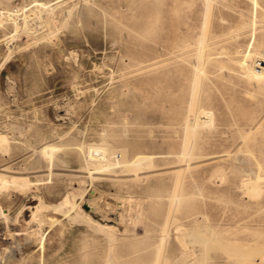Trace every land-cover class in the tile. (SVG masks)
<instances>
[{
	"label": "rangeland",
	"instance_id": "obj_1",
	"mask_svg": "<svg viewBox=\"0 0 264 264\" xmlns=\"http://www.w3.org/2000/svg\"><path fill=\"white\" fill-rule=\"evenodd\" d=\"M259 49L264 0H0V171L23 174L0 187V264H264V83L242 64Z\"/></svg>",
	"mask_w": 264,
	"mask_h": 264
},
{
	"label": "bare ground",
	"instance_id": "obj_2",
	"mask_svg": "<svg viewBox=\"0 0 264 264\" xmlns=\"http://www.w3.org/2000/svg\"><path fill=\"white\" fill-rule=\"evenodd\" d=\"M24 5V4H23ZM28 16V15H27ZM208 16V15H207ZM206 24V23H205ZM25 25H26V23H25ZM208 24H206V26H207ZM26 29L28 30V32H29V37H28V40L26 41V42H28V44L27 45H29L30 43H32V41H33V37H34V35L38 32V29H39V27H36L35 26V29L32 27V24L31 25H29V26H26ZM204 34V33H203ZM16 35V34H15ZM203 40V42H204V39L205 38H202ZM206 41V40H205ZM200 45V44H199ZM206 46H204V48H205ZM201 50V49H200ZM199 50V51H200ZM205 50V49H204ZM202 52H204L203 51V49L201 50ZM200 51V54L202 53ZM263 51H264V49H263ZM259 52H261L260 51V49H259ZM204 54V53H203ZM257 60H256V64L258 65V62H259V67H256V68H252V69H250V66L248 65V63L247 62H245V61H243V66L247 69V71H248V73H249V76L251 77V78H253V79H256V80H258V81H261V82H263L264 83V52H261V53H257ZM201 57H202V54H201ZM210 58V57H209ZM201 60V59H200ZM202 62V61H201ZM202 66H203V64H202ZM198 67V66H197ZM202 68H200V70H201ZM202 73V72H201ZM198 77V76H197ZM201 78V77H200ZM197 104V103H196ZM195 104V105H196ZM192 106V105H191ZM192 108V107H191ZM192 111V110H191ZM10 135H8L7 134V132H3V131H0V147L1 148H3V149H5V150H7V149H9V139H10V137H9ZM11 140V139H10ZM13 140V139H12ZM8 147V148H7ZM61 146L59 145V144H47V145H45L44 147H43V151H44V153H47V154H49V153H54V151L56 150V149H58V148H60ZM5 152V151H4ZM7 152V151H6ZM23 177V174H19V173H17V174H9V173H7L6 171H0V187H5V186H7V185H13V186H16L17 188L20 186V184L18 183V180L19 179H21ZM242 183H243V186L246 188V189H248V190H251L253 193H255V195H256V193H259V183H258V179H255V178H252V177H244L243 178V181H242ZM240 187H242L241 185H240ZM5 188H7V187H5ZM242 189V188H241ZM244 189V188H243ZM64 202H67V204H68V206L70 207V209L73 207V196H72V194H71V192H68L67 194H65V196L63 197V199H62ZM23 202V201H22ZM102 202H103V195H102V192H100V190H97V189H95V188H92L91 190H90V192H89V196H88V201H87V206H88V209L89 210H92V211H94V212H98L99 211V209H102L104 206L102 205ZM24 204V203H23ZM23 204H21L22 206H23ZM45 205H47V206H49L50 204L49 203H45ZM36 207H35V209H31V212L28 214L30 217H29V219L27 220V221H30V220H36L37 222V224L39 223V224H42L43 222H45L46 220H48V217H46V214H44L41 210H42V207L44 206L43 205V203H42V201H40L38 204H36L35 205ZM24 207H27V206H24ZM9 210V209H8ZM89 210H86V212L90 215V217L93 219V220H96V221H100V220H98L97 218H95L91 213H90V211ZM19 211V210H18ZM17 211V212H18ZM24 211V209H23V207H22V210H21V212H23ZM11 213V212H10ZM24 213V212H23ZM8 214V211H6V209L4 208V206L0 203V219H1V217H5L6 215ZM18 214V213H17ZM21 215H22V213H20ZM3 215V216H2ZM14 215V214H13ZM136 215V214H135ZM15 217V216H14ZM18 217H19V215H17L16 217H15V219L17 220L18 219ZM24 218V217H23ZM7 219V218H6ZM5 220V219H4ZM24 220V219H23ZM8 221V220H7ZM25 221V220H24ZM11 222H13V220H11ZM13 224V223H12ZM28 224V223H27ZM30 224V223H29ZM103 224V227H107V226H110L109 224H111V223H109V222H105V223H102ZM35 225V224H34ZM7 226V225H6ZM33 225H31V227H32ZM39 226V225H38ZM42 226V225H41ZM35 227V226H34ZM34 227H32V228H34ZM103 227H101V228H98V230L100 229H102V230H104V228ZM105 227V228H106ZM177 229L179 230L178 231V235L177 236H179V234L180 233H182V232H184L185 230H186V227H185V225L183 224V223H181V224H178L177 226ZM28 228V227H27ZM39 228H40V226H39ZM42 228V227H41ZM40 228V229H41ZM206 228V229H205ZM21 229V228H20ZM26 229V228H25ZM29 230L31 229L30 227L28 228ZM40 229H37L36 231H35V234H36V238H38V241L40 242V244H41V246H43L44 245V235H45V233H44V230H40ZM204 229L205 230H207L206 232H207V234H212V235H214V236H212V237H215V238H217V240H219V241H221L222 243H224L225 245H233V246H235L236 248H240V249H243L244 251H247V252H249L250 251V253L252 254H255L256 255V252L258 251L257 250V248L258 249H260L259 248V246L258 247H255V244L254 245H251V244H249V243H237V241L235 242V241H227V240H222L221 239V235L219 234V232L217 231V230H215L214 229V227H211L210 228V230L208 229V227L206 226V227H204ZM106 230H108L107 228H106ZM105 230V233L107 232L108 234H109V232H111L110 230H108V231H106ZM205 230H202V231H205ZM19 232H20V230H18ZM18 231H16V233H18L19 234V232ZM24 231V230H23ZM25 231H27V234H28V232H30V231H28V230H25ZM22 232V231H21ZM8 233V232H7ZM22 233H24V232H22ZM106 233V234H107ZM205 233V232H204ZM4 234V233H3ZM207 234H203V236L204 237H206V235ZM6 236H7V234H5ZM29 235H31L30 233H29ZM110 235V234H109ZM33 236H34V234H33ZM110 238H113L112 237V235H110L109 236ZM108 237V238H109ZM5 238H7V237H5L4 236V239ZM23 238H24V236H23ZM34 238V237H33ZM109 238V239H110ZM185 238V237H184ZM214 238V239H215ZM26 239H27V237H26ZM216 240V239H215ZM21 241V240H20ZM26 240H24V242H25ZM31 241V240H30ZM110 241V243H111V241L113 242L114 241V239L113 240H109ZM181 242V241H180ZM218 242V241H217ZM18 243V242H17ZM16 243V244H17ZM22 243V242H21ZM28 243H30V242H28ZM110 243H109V245H110ZM220 243V242H219ZM228 243V244H227ZM12 244V243H11ZM10 244V245H11ZM113 244V243H112ZM112 244L110 245L111 247H112ZM221 244V243H220ZM3 245V244H2ZM7 245H8V243H7ZM23 245V244H22ZM161 245V244H160ZM258 245V244H257ZM9 246V245H8ZM12 246H14V243L12 244ZM109 246V249H112L111 247ZM10 247V246H9ZM11 248V247H10ZM14 248H16V247H14ZM21 249V246H18V250H20ZM227 249V248H226ZM254 249H256L257 251H253ZM7 250H9V249H7V247L6 246H1V242H0V262H1V260H6V258H10V256H12L13 254H15V252L13 251V253H11L12 252V250H11V252L10 251H8L9 252V254H7L8 252H7ZM189 250V249H188ZM228 250H229V248H228ZM231 250V249H230ZM229 250V251H230ZM232 250H233V248H232ZM231 250V251H232ZM237 250V249H236ZM251 250L253 251V252H251ZM262 250V249H261ZM259 250L260 252H262V251H264V250ZM17 251V250H16ZM132 251L133 250H129L128 251V254H130V253H132ZM234 251V250H233ZM243 251V252H244ZM112 252H114V251H108L107 252V254L108 255H106L107 256V258H106V262H105V264H132V263H134V262H128V261H126V260H123V261H121V262H118V260H117V258H116V256L114 255V253H112ZM236 252H238V251H236ZM240 252V251H239ZM242 251H241V253H243ZM246 252V253H247ZM235 253V252H234ZM233 253V254H234ZM241 253H240V255H241ZM246 253H243L244 255L246 254ZM249 253V254H250ZM258 253V252H257ZM228 254V253H227ZM239 254V253H238ZM242 254V255H243ZM229 255V254H228ZM239 255V256H240ZM241 257V256H240ZM244 258V257H243ZM246 258V257H245ZM254 258V257H253ZM264 258V257H263ZM252 259V258H251ZM253 261V260H252Z\"/></svg>",
	"mask_w": 264,
	"mask_h": 264
},
{
	"label": "built area",
	"instance_id": "obj_3",
	"mask_svg": "<svg viewBox=\"0 0 264 264\" xmlns=\"http://www.w3.org/2000/svg\"><path fill=\"white\" fill-rule=\"evenodd\" d=\"M16 37L19 41L23 42V41H27L28 37H29V32L27 30H21L19 32H17Z\"/></svg>",
	"mask_w": 264,
	"mask_h": 264
},
{
	"label": "water",
	"instance_id": "obj_4",
	"mask_svg": "<svg viewBox=\"0 0 264 264\" xmlns=\"http://www.w3.org/2000/svg\"><path fill=\"white\" fill-rule=\"evenodd\" d=\"M88 207V206H87Z\"/></svg>",
	"mask_w": 264,
	"mask_h": 264
}]
</instances>
